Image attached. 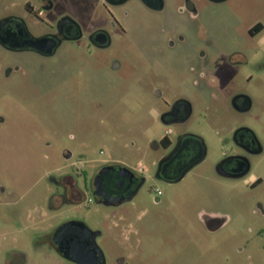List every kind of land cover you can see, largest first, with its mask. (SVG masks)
I'll use <instances>...</instances> for the list:
<instances>
[{"label":"rangeland","instance_id":"374dc122","mask_svg":"<svg viewBox=\"0 0 264 264\" xmlns=\"http://www.w3.org/2000/svg\"><path fill=\"white\" fill-rule=\"evenodd\" d=\"M54 2L53 20L70 15L86 34L102 26L111 31L113 44L104 52L89 49L87 42L79 46L85 51L65 44L58 57L29 59L26 75L0 84V180L25 196L28 205L36 202L33 222L26 213L20 218L27 207L0 211V237L4 229L8 233L3 248L10 249L18 238L36 264H55L50 251L33 255V243L43 241L28 228L36 226L37 234L77 220L93 229L111 224L130 229L129 240L120 241L121 249L116 244L114 252L126 264H264L259 208H264V154L245 179L216 173L219 159L230 151L222 141L237 127L253 129L264 144V31L255 40L248 35L257 23L264 26V0H229L197 17L180 13L175 1L163 12L135 2L117 8L103 0ZM8 9L7 3L0 5V12ZM47 29L46 23L36 26L38 32ZM238 48L243 55L231 56ZM239 93L252 99L251 111L233 110L232 98ZM177 98L193 105L188 123L166 126L149 113L164 108V99ZM168 131L172 138L199 136L207 148L206 159L175 184L153 179L162 154L155 144ZM66 153L72 154L69 161ZM110 161L148 178L134 201L109 210L83 190L78 203L51 208L54 179L71 175L82 187L80 173L85 172L89 185L98 167ZM251 176L263 183L252 188ZM204 213L228 222L209 231ZM15 220L27 228L22 236H15Z\"/></svg>","mask_w":264,"mask_h":264},{"label":"flooded vegetation","instance_id":"af4514ba","mask_svg":"<svg viewBox=\"0 0 264 264\" xmlns=\"http://www.w3.org/2000/svg\"><path fill=\"white\" fill-rule=\"evenodd\" d=\"M173 1L179 4L180 13L197 17L206 7L229 0H103L105 5L113 8L135 2L151 12H163ZM3 3H7L9 9L0 12V84L11 82L15 76L26 75L27 65L24 62L29 59H36V56L45 60L58 57L65 44L74 45L77 51L87 50L79 47L85 42L89 44V49L98 52H104L112 47L113 36L109 29L98 26L86 34L81 23L70 15L53 20L51 14L55 9L54 0H24L21 4L19 0H0V5ZM20 5L23 6L22 11L17 8ZM110 16L113 19L112 27L119 26L114 16L112 14ZM40 23H46L48 29L38 32L36 26ZM263 31L264 26L257 23L248 30V35L255 40ZM234 52L231 56L243 55L241 48ZM119 67L120 64L115 62L114 68ZM213 80V85H216V79ZM157 97L161 99L163 94L160 93ZM163 102L164 108L160 111L150 109L149 113L159 116L164 125L182 126L190 121L194 110L188 99L177 98L170 103L164 99ZM231 107L240 114L247 113L252 110L253 101L241 93L235 94ZM217 134L220 135V131ZM170 135L171 132L168 131L166 136L155 144L162 154L156 162L153 179L175 184L182 181L194 167L206 159L207 154L202 160L207 148L203 139L197 138L199 136L181 133L172 138ZM222 144L230 146V151L219 159L216 173L226 179H245L252 172L255 159L264 154V144L258 133L246 126L237 127L232 131L230 138L226 137ZM64 156L69 161L72 154L66 153ZM80 174L85 183L82 187H79L71 175L54 179L56 193L49 198L51 208L56 209V204L62 206L78 203L84 198L83 190H90L98 203L109 210H115L134 201L148 182V178L143 174H137L117 161H110L98 167L89 185L85 182V172ZM80 174L76 176L80 177ZM249 181L252 188L263 183L262 178L255 176H251ZM154 200L155 203L161 201L159 197ZM9 206L11 208L14 206L17 211L27 207L20 218L26 213L27 218L33 222L36 217V202L28 205L25 196L8 188L0 180V211L8 210ZM259 208L264 215L261 204ZM202 220L206 228L212 232L221 229L228 222L227 217L216 213H204ZM25 230L27 231V228L23 229L22 224L16 221L15 236H22ZM28 230L34 231L37 241H43L39 245L37 242L33 243L31 246L33 255L36 256L41 251H50L57 259L55 264H126L121 253L114 254L117 251L115 245L119 246L120 241L125 242L130 237L131 230L123 225L111 224L107 229L101 227L93 229L77 220H69L37 234L34 225H30ZM3 232L0 237V264H36L22 250L21 240L18 238L13 240L14 245L9 247L10 249L5 250L3 247L7 242L8 233L6 229Z\"/></svg>","mask_w":264,"mask_h":264},{"label":"water","instance_id":"95a60500","mask_svg":"<svg viewBox=\"0 0 264 264\" xmlns=\"http://www.w3.org/2000/svg\"><path fill=\"white\" fill-rule=\"evenodd\" d=\"M187 136V135H186ZM198 139H201L200 137H197ZM206 154H207V151L205 150V154L203 155V158H202V160L206 157ZM95 194H97V192L95 193Z\"/></svg>","mask_w":264,"mask_h":264},{"label":"built area","instance_id":"2783aa9c","mask_svg":"<svg viewBox=\"0 0 264 264\" xmlns=\"http://www.w3.org/2000/svg\"><path fill=\"white\" fill-rule=\"evenodd\" d=\"M157 193H158L159 195L161 194V192H160V191H158Z\"/></svg>","mask_w":264,"mask_h":264}]
</instances>
